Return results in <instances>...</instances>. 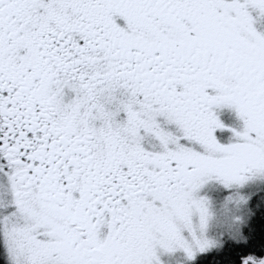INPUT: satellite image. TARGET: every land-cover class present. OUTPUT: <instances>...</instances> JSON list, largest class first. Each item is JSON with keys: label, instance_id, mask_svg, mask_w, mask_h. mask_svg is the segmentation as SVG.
I'll return each mask as SVG.
<instances>
[{"label": "snow or ice", "instance_id": "6c2138e0", "mask_svg": "<svg viewBox=\"0 0 264 264\" xmlns=\"http://www.w3.org/2000/svg\"><path fill=\"white\" fill-rule=\"evenodd\" d=\"M0 264H264V0H0Z\"/></svg>", "mask_w": 264, "mask_h": 264}]
</instances>
